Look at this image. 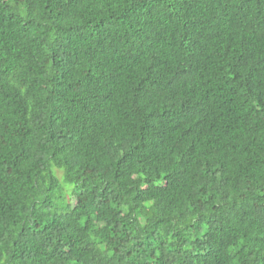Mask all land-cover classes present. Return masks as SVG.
<instances>
[{"label":"trees","instance_id":"1","mask_svg":"<svg viewBox=\"0 0 264 264\" xmlns=\"http://www.w3.org/2000/svg\"><path fill=\"white\" fill-rule=\"evenodd\" d=\"M0 264H264V0H0Z\"/></svg>","mask_w":264,"mask_h":264}]
</instances>
